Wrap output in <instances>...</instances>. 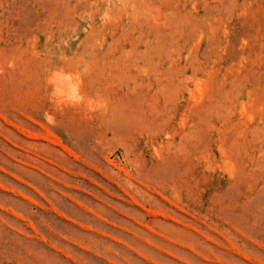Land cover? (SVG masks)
<instances>
[{
    "label": "rangeland",
    "instance_id": "374dc122",
    "mask_svg": "<svg viewBox=\"0 0 264 264\" xmlns=\"http://www.w3.org/2000/svg\"><path fill=\"white\" fill-rule=\"evenodd\" d=\"M0 264H264V0H0Z\"/></svg>",
    "mask_w": 264,
    "mask_h": 264
}]
</instances>
